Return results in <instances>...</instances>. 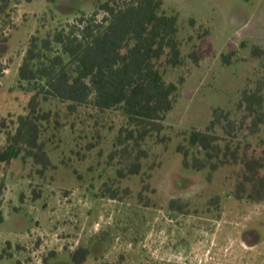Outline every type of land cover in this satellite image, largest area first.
Listing matches in <instances>:
<instances>
[{
  "label": "rangeland",
  "instance_id": "obj_1",
  "mask_svg": "<svg viewBox=\"0 0 264 264\" xmlns=\"http://www.w3.org/2000/svg\"><path fill=\"white\" fill-rule=\"evenodd\" d=\"M162 3L178 17L183 54L195 46L199 59L165 73L167 81L183 78L179 96L164 129L141 145L139 173L117 175L131 162L114 144L126 126L118 110L43 102L50 119L39 141L49 163L22 153L0 170V264H264V201L229 195L239 165L196 170L191 155L201 153L177 151L190 129H206L214 109L238 119L243 91L264 87V0ZM95 4L24 0L10 13L0 43V147L31 96L18 78L28 37ZM262 138L264 124L249 137V153L261 154Z\"/></svg>",
  "mask_w": 264,
  "mask_h": 264
},
{
  "label": "trees",
  "instance_id": "obj_2",
  "mask_svg": "<svg viewBox=\"0 0 264 264\" xmlns=\"http://www.w3.org/2000/svg\"><path fill=\"white\" fill-rule=\"evenodd\" d=\"M22 1L0 0V43L7 41L6 31L12 28L7 19ZM40 29L28 37L18 67L19 86L31 96L25 114L16 117L14 131L0 147V170L22 153L44 165L49 163L39 138L42 123L50 119L42 105L54 99L68 103L70 111L82 105L118 110L126 126L114 144L121 148L122 158L131 162L125 171L118 168L117 175L138 174L139 160L147 157L141 145L164 129L166 114L179 96L183 78L167 81L165 73L183 66L187 58L193 63L199 59L195 46L183 54L177 15L166 13L162 0H96L89 14L79 12L72 23L43 36ZM238 109L242 111L238 119L224 109H214L206 129H190L177 151L184 157L191 149L201 153L191 155L196 170L239 165L229 195L261 202L264 150L255 156L248 148L249 137L258 136L264 124V87L244 90ZM1 125L0 119V130ZM257 144L264 149L263 138Z\"/></svg>",
  "mask_w": 264,
  "mask_h": 264
}]
</instances>
